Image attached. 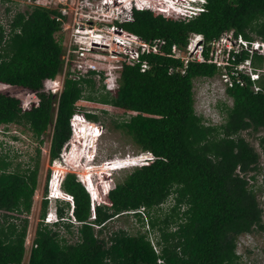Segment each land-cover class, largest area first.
Instances as JSON below:
<instances>
[{"label": "trees", "instance_id": "obj_1", "mask_svg": "<svg viewBox=\"0 0 264 264\" xmlns=\"http://www.w3.org/2000/svg\"><path fill=\"white\" fill-rule=\"evenodd\" d=\"M124 3L118 6H127ZM58 14L57 8L44 5L17 11L4 43L0 27V83L36 95L26 101L0 90V124H26L39 142L51 127L49 156L56 159L71 135L76 101L84 96L121 108L126 117L114 119V126L141 150L139 154H152L154 159L132 166L108 186L104 182V202H93L75 173H66L60 187L72 195L73 207L59 201V219L44 223L48 200L42 199L40 220L24 262L39 161L9 169L11 161L0 155V264H240L237 236L263 226L257 194H264V177L259 182L254 172L264 154V135L260 152L242 131L264 128V75L256 81L260 89L254 90L249 76L242 74L240 84L231 74L232 84H226L225 91L232 103L221 104L222 122H207L195 109L193 79L220 75L222 69L197 60L183 67L180 58L168 53L173 43L185 45L193 32L201 33L206 42L226 30L249 40L264 39V0H206L205 9L188 20L134 7L133 18L120 23L122 27L165 42L160 52L141 55L148 62L143 70L140 62H123L118 86L105 90L102 84L104 91L99 94L93 78L69 70L60 92L45 90V80L56 77L65 62L63 45L55 37L61 28ZM235 55L236 63L249 56ZM257 57L252 56L253 64ZM86 87L91 89L87 94ZM86 114L98 118L96 113ZM171 194L173 203L166 209L159 207ZM129 213L143 226L141 213L148 214L147 225L156 235L159 252L146 228L131 233L118 227L105 233L110 219ZM73 224H77V239L68 241L60 226L69 231ZM158 257L163 262L158 263Z\"/></svg>", "mask_w": 264, "mask_h": 264}, {"label": "rangeland", "instance_id": "obj_2", "mask_svg": "<svg viewBox=\"0 0 264 264\" xmlns=\"http://www.w3.org/2000/svg\"><path fill=\"white\" fill-rule=\"evenodd\" d=\"M147 1L150 5L151 3L153 4V0ZM112 3L114 5L109 6L102 4L101 0H89V2H85V0H69L68 3L65 5L64 16L60 19L61 28L57 32H55V37L59 38L63 45V56L66 60L64 62L62 71L56 76V79L59 80L60 83H63L64 75L67 70H69L72 75L76 76V74H78L79 70L76 68L77 66H75V63L77 60H79L77 62H83V64L93 62L96 65L95 68H91L93 72H91V69L85 70V68H83L81 72L79 71L81 73L79 75L93 78L94 87L100 88L97 90L98 94L99 92L104 91L103 89H101L102 84L105 85V90H110L108 89V86L112 84V89H115L118 86V76L122 63L119 61L120 59L115 56V53H113L114 51L112 47L114 49H118L120 47L110 40L111 37L109 35L112 34L109 32V28L107 26L104 25V29L101 28L102 33L106 36L105 39H109V45H105L107 48L106 52L104 53L105 57L97 58L95 56L94 49H91V51L85 50L86 56L85 58H83L79 56L74 50V48L77 47V43L75 42L76 38L79 37L75 30V28L78 27L76 24L78 22L86 21L85 19H83L84 13H90V15H92L90 16L92 21L104 22L105 19H103L102 17L107 18L110 17V14L111 16H113L114 13L115 15H117L115 9H119L121 7V5H117V2ZM32 4L34 3L29 2V0H20V5L16 6H14V3H12L11 5L9 3V5L12 6L15 11L18 9L25 10L27 8H30ZM4 8L5 5H0V20L5 17L4 14L8 13L6 10H4ZM56 8L61 13H63L61 6H57ZM113 11L114 13L112 14ZM154 11H162V9H156ZM123 15H125V11H122L119 17H122ZM74 19L75 21H77L76 23H74ZM99 22H96L95 24V29L97 30H100L99 27H96L98 26L97 24H100ZM85 26L90 25L85 23L83 27ZM86 35L89 36V34ZM254 36L256 37V35ZM80 38L84 41L85 45H88L89 37L80 36ZM254 64L256 66L264 67V56L258 55ZM84 66H86V64H84L83 67ZM193 81L194 105L196 112L198 114H201L207 122H222L224 119V111H221L220 106L222 103L230 105L232 103V99L229 95H227L225 91V85L223 83L221 75L215 74L212 76H198L195 77ZM0 90L9 93H16L20 97L22 96L24 99L25 97L26 99L36 98V95L33 91L24 88L7 86L5 84L0 83ZM89 91H91V89L86 87L85 93L87 94ZM78 101L80 107V109L78 110L79 113H84L87 120H90L91 122L102 123V126L100 127L101 134L95 141L93 149H89L88 147L89 138H86V141L83 145L84 141L80 137V134L76 136H70L69 139L65 141L62 147L61 152L63 158L59 156V158L57 159H50L49 145L52 131L51 127H49L48 130H46V132L41 136L42 142H39L26 124L16 122L0 124V155L5 156L6 159L11 161L8 167L9 169L16 168L17 165H20L21 168L27 165L31 166L37 160L39 161L37 174V188L35 189V192L33 194V203L31 210L28 214L27 233L30 235V237H33L36 225L40 220L42 199L46 196L48 200V206L46 211H54L56 204L59 202L58 200H54L53 197L49 198V196H51V194L49 193V185L53 176H55V181L56 177H58L60 174L65 175L68 172H73L76 176L77 174L88 175L92 173V179L96 187L98 188L97 202H104L105 195L103 192H101L102 190L100 191L99 182H106L110 185V183H113L120 179L127 170L132 168L131 166L121 168L124 166L123 164L130 165L132 163H136V160L130 161L129 158L125 156H132L141 153V150L137 149L131 139L126 134H124L119 128H116L113 124L114 119H120L124 116L126 117V113L124 114L121 108L115 107L110 103H105L94 99H88L85 97L81 98ZM87 112L96 113L98 115V118L89 119L86 114ZM242 134L250 143L254 145V147L258 151H262V147L260 145V136L264 135V128H259L257 130L248 128L243 130ZM37 148H39V153H37ZM92 152L94 154H92ZM75 153L78 157L76 161L72 159L68 161L66 160L67 157H72ZM115 158L119 159L112 160ZM106 162H108V164H115L116 166L112 165L110 167L108 166V168H103L108 165L106 164ZM60 164L63 167L59 166ZM118 165H120L121 169L116 168ZM89 166L92 167L91 170H89ZM59 167H61V169H63L65 172H62L61 169L57 170V168ZM253 172L254 171L250 173L252 174ZM254 174L256 175V179L259 182L264 177L263 153H261L258 170L257 172H254ZM45 187L46 191L44 190ZM257 197L263 208V226H257L251 231L243 232L237 236L236 251L239 254L240 264H264L263 192L259 191ZM62 201L65 200L62 199ZM62 201L61 203L63 204L64 202ZM141 214L144 221V226L141 225V221H139L134 215H132V213H129L122 214L118 217L110 219L107 222L104 231L107 235H109L110 231L118 227H122L130 231L131 233H135L138 230H143L147 227V219L149 218V216L146 213ZM76 225L77 224H73V226L70 227L69 231H67L64 227L60 226L61 233L66 236V239L68 241H75L77 239ZM28 243L29 240H26L24 262L29 256L30 244Z\"/></svg>", "mask_w": 264, "mask_h": 264}, {"label": "built area", "instance_id": "obj_3", "mask_svg": "<svg viewBox=\"0 0 264 264\" xmlns=\"http://www.w3.org/2000/svg\"><path fill=\"white\" fill-rule=\"evenodd\" d=\"M69 0H29V2H33L34 4L32 5H44L47 7L51 8H56L57 6H61L63 13L60 12V14L57 15V18L60 20L63 18L64 13H65V5L68 3ZM113 2V0H101V3L103 4L104 2ZM200 1L202 0H169V4L164 5L162 0H153V4H151V8L156 10V9H162L163 14L165 15H170L175 18H181L188 20L189 18L197 15L202 9L203 6L200 4ZM85 2H89V0H85ZM14 3V6L20 5V0H0V5H5L4 10H6L8 13L4 14V18L0 20V27L2 28L3 31V38H2V43L5 42L6 38L9 36L11 29H12V21L15 16V13L17 11H23V9H18L15 11V9L9 5ZM141 3V2H139ZM53 4V5H52ZM125 3H123L124 5ZM127 6H121L119 9L116 8V13L117 15L111 16L110 17H102L105 19L104 23L105 26H107L109 29V32L112 35H109L111 37V41L117 44L120 48L113 49V53H115V56L119 58L118 60L121 63H126V64H135L136 62H140V68L141 70L145 69L147 67V60L146 59H141L142 54H147L150 52H160V49L165 42L163 38H151V39H145L144 37L140 36L139 34L135 32H131L129 30L123 29L122 25L120 23L131 20L132 17V3L128 1ZM119 10V11H118ZM122 11H125V15L122 17H119ZM76 13V11H75ZM113 14V13H112ZM90 13H84L83 19L86 20V23L88 24L87 20H90L88 25L91 26H85L81 27L80 22H78L76 25L78 27L75 28L77 34L79 37L76 38V43L77 47L74 48L75 52L85 58L86 53L85 50L91 51V45L90 39L88 45H85L84 41L80 38V36H87L86 34L92 35L91 40H95L97 42H102L105 43V45H109V39H105V34L102 33L101 27L100 30L95 29V24L96 22L99 21H94L92 22ZM74 19V23H76ZM92 23V24H91ZM75 25V24H74ZM18 30V29H16ZM96 35V36H95ZM207 49V56L204 54V51ZM233 52V53H232ZM241 52H246L249 54V56L245 57L244 59L238 61L237 63L234 62L236 60V55L235 54H240ZM264 54V39L260 38H254V39H246L243 37L240 33L237 35L234 34L233 30H226L223 31L217 38L212 39L211 41H204L203 35L201 33H191L188 37V40L185 45H178L176 43H173L171 45V50L168 53L169 55L173 57H178L182 60L183 62V67H185L190 60H197V61H207L214 63L217 67H220L222 69V72L220 73L223 83L226 87V84L231 85L232 84V78L231 74L235 76V80L239 82L240 84L244 83V79L241 77L242 74H245L249 76V78L253 81V88L254 90L260 89V86L257 84V79L261 75H264V67L262 66H256L253 64L251 56L253 54ZM66 61V60H65ZM79 61V60H77ZM75 63L76 68L81 72L83 68L85 70H90L91 68H95L96 65L93 62L89 63H84L86 66L83 67V62H77ZM230 66V67H228ZM78 71L79 75L81 74ZM183 71V68H182ZM45 90L53 91V90H60L62 83H60L59 80L57 79H49L47 78L45 80ZM108 86V84H107ZM113 84L108 86V89H112ZM83 98V97H81ZM79 98L78 100H80ZM34 99V98H32ZM26 99V101L32 100ZM76 101L75 104V111L73 114V119L77 120L78 118H85L83 113H79L78 110L80 109L78 102ZM97 126L100 128L102 126V123L98 122ZM74 132H76V127L73 124ZM89 138V144H92V138L91 135L88 136ZM62 155V152L60 153ZM128 157L130 161H138L139 162H144L146 161V158L141 156V155H132V156H125ZM124 157V158H125ZM122 158V157H121ZM119 158H115L112 160H118ZM111 161V160H110ZM109 162V161H108ZM106 162V164H108ZM260 163V162H259ZM101 165V164H100ZM63 178V175L61 176ZM60 177V183L62 178ZM54 178V176H53ZM52 178V180H53ZM80 178L82 179V182L87 186L91 199L93 198H98V193H97V187L94 185L91 181V176L88 174L84 177L83 174L80 175ZM52 180L50 181L49 185V193L51 194L50 197H53L54 195H57V189H56V184L53 187L52 185ZM107 181V180H104ZM104 182H99V184L103 185ZM106 183V182H105ZM106 183L105 185H107ZM106 187H103V189ZM59 194H61L63 197L67 198L70 200V202H73V197L70 193L66 191H61L59 190ZM104 194L106 192L102 191ZM174 201V197L171 194L169 198H167L166 201L160 203V206L166 209L170 204H172ZM159 206V207H160ZM72 219L74 220L73 214L71 215ZM56 215L52 211H48L44 218L43 222L44 223H50L52 224L53 221L56 219ZM147 236L148 239L151 241L154 249L159 252L160 247L157 243V238L156 235L153 231L149 229V226L147 225ZM34 236V235H33ZM29 238V239H28ZM26 240H29V244L31 246L33 242V237H30V235L27 233L26 235ZM157 262L161 263L163 262V259L161 257L157 258Z\"/></svg>", "mask_w": 264, "mask_h": 264}, {"label": "clouds", "instance_id": "obj_4", "mask_svg": "<svg viewBox=\"0 0 264 264\" xmlns=\"http://www.w3.org/2000/svg\"><path fill=\"white\" fill-rule=\"evenodd\" d=\"M144 1H146V4H141V5H139L138 4V2H144ZM130 2L132 3L131 5H132V10H133V8L135 7V8H140V9H145V8H148V9H151V10H153L152 8H151V5L149 4V2L147 1V0H130ZM162 2L164 3V5H168L169 4V0H162ZM205 2H206V0H202V1H200V4L203 6V9L202 10H204L205 9ZM152 4V3H151ZM201 10V11H202ZM200 11V12H201ZM91 26V25H90ZM124 29V28H123ZM257 55H263L264 56V54H258V53H256ZM253 56V55H252ZM252 56H251V59H252ZM49 79H56V77H54V78H49ZM63 84V83H62ZM61 88H62V86H61ZM61 90V89H60ZM60 90L58 91V90H53L52 92H60ZM82 97H84V96H82ZM81 98V97H80ZM86 98V97H85ZM74 114V113H73ZM73 114H72V116H73ZM84 114V113H83ZM70 117V126H71V135L70 136H72V135H78V134H80V137L83 139V145H84V143H85V141H86V138H88V136H90L91 135V138H92V144H89V142H88V147H89V149L91 148V149H93V147H94V144H95V141L97 140V138L99 137V135L101 134V130H100V128L97 126V123L96 122H91L90 120H87V118H86V116H85V114H84V116H85V118H78L77 120H74L73 119V117ZM89 118V117H88ZM90 119V118H89ZM75 121V122H74ZM88 121V122H87ZM73 124H74V126L76 127V132H74V130L72 129L73 128ZM89 141V140H88ZM92 154H94L93 152H92ZM91 154V155H92ZM88 155H90V154H88ZM137 155H141V156H143V157H145L146 158V161H144V162H136V163H132V164H130V165H128V166H125V167H132V166H139V165H143V164H147L148 162H150L152 159H154V156L152 155V154H137ZM60 156H61V158H63L62 157V155L60 154ZM57 159V158H56ZM90 167V166H89ZM121 168H124V166L123 167H121ZM121 168H117V169H121ZM92 169V167H90L89 168V170H91ZM92 173H90L89 175H91ZM64 176V175H63ZM86 175H84V177H85ZM77 177H78V179L82 182V179L80 178V175L79 174H77ZM91 181H92V183L95 185V183H94V181H93V179H92V176H91ZM83 183V182H82ZM83 185L85 186V188L87 189V191L89 192V190H88V188H87V186L83 183ZM100 186V191L102 190L103 191V188H101V184H99ZM56 189H57V186H56ZM59 190H61V191H64V190H62V188L60 187V188H58V190H57V195H54L53 196V198H54V200H58V201H62V199L63 200H65V201H68L69 202V204H70V206H71V209H72V207H73V202H70V200L69 199H67V198H65V197H63L61 194H59L60 192H59ZM97 190H98V188H97ZM90 194V193H89ZM91 197V196H90ZM99 197H100V195H99ZM98 198H93V202L95 201V200H97ZM63 202V201H62ZM161 207V206H160ZM162 208V207H161ZM71 209H70V211L68 212L69 213V216L70 217H72L71 215H72V213H71ZM48 212V211H47ZM55 215H56V219L53 221V222H55V221H57L58 219H59V214H58V212H57V210H56V206H55V208H54V211H52ZM75 222V221H74ZM247 232H249V231H247Z\"/></svg>", "mask_w": 264, "mask_h": 264}, {"label": "bare ground", "instance_id": "obj_5", "mask_svg": "<svg viewBox=\"0 0 264 264\" xmlns=\"http://www.w3.org/2000/svg\"><path fill=\"white\" fill-rule=\"evenodd\" d=\"M129 0H113V2L115 3V2H117L118 4H120V3H124V2H128ZM104 5H114L112 2H104L103 3ZM117 4V5H118ZM112 13H114V11L112 12ZM89 21L90 20H87V22H88V24H89ZM86 23V21L85 22H80V26L81 27H83V25ZM96 36V35H95ZM84 37V36H83ZM86 37H89V39H90V45H91V48L92 49H94V51H95V56L97 57V58H100V57H105V55H104V53L106 52V46H105V43H102V42H97V41H95V40H91L92 39V35H90V36H86ZM109 58V57H108ZM68 158V157H67ZM70 158H72V160L74 159V161H76L77 160V155H76V153L74 154V156H70ZM112 165H115V164H108L106 167H103V168H108V166L110 167V166H112ZM124 165V167L125 166H128L129 164H123ZM59 166H61V167H63L61 164L59 165ZM116 166V165H115ZM61 167H59V168H57V170H60L61 169ZM116 168H120V165H118ZM116 168H113V169H116ZM113 169H111V170H113ZM56 170V171H57ZM61 171L63 172L64 170L63 169H61ZM65 172V171H64ZM63 174H60L58 177H56V180L54 181V178H55V176H54V178H53V183H52V185L53 186H55V183H57L56 185H57V190H58V188H60V177L62 176ZM91 176V175H90ZM62 178V177H61ZM104 192H106V190L104 189L103 190ZM102 192V191H101ZM96 198V197H95ZM43 201V200H42ZM29 244V243H28Z\"/></svg>", "mask_w": 264, "mask_h": 264}, {"label": "flooded vegetation", "instance_id": "obj_6", "mask_svg": "<svg viewBox=\"0 0 264 264\" xmlns=\"http://www.w3.org/2000/svg\"><path fill=\"white\" fill-rule=\"evenodd\" d=\"M92 22H94V21H92ZM100 24H97L98 26H96V27H101L102 29H104V25H105V23L104 22H99ZM87 24V23H86ZM90 24V23H89ZM92 24V23H91Z\"/></svg>", "mask_w": 264, "mask_h": 264}]
</instances>
